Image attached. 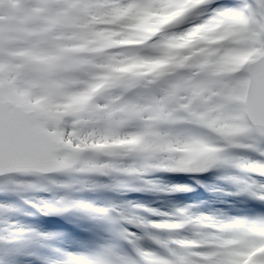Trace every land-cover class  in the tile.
<instances>
[{"label":"rangeland","instance_id":"1","mask_svg":"<svg viewBox=\"0 0 264 264\" xmlns=\"http://www.w3.org/2000/svg\"><path fill=\"white\" fill-rule=\"evenodd\" d=\"M56 2L62 4L63 0H56ZM202 2L203 0H192L191 5L187 8H182L180 5L181 0H167L165 5L159 8L126 9L120 12L104 11L103 9L106 5L101 4L98 5L100 10L95 14H85L78 3H75L70 8L64 7L55 12L45 11L44 15H41V9L39 8L29 13H21L12 5L0 2L1 5H6L11 12L6 18L9 17L8 19H12L15 23L12 28L13 53L20 58L23 73L26 75V78L24 77L20 80L19 77L15 78L16 72L13 70L12 80L14 88L11 93L13 98H11L19 100V103L25 108H32L43 113L45 115V124L43 126L46 130L55 135L57 139L64 143H69L76 149L71 159H66L64 155L58 156L59 161H65L68 165V170L61 172L62 174L60 175L63 182L41 181V184L46 186V190L51 192V201L62 200L66 204L68 199L73 197V194L76 195L80 191H100L103 195L104 192H107L111 197L106 199L104 196L101 198H89L82 205H91L93 208H108L109 206L113 208L115 206L113 209L117 211V214L126 215L130 208L136 206V202L120 200L118 198L119 195L135 188L141 190L150 189L156 194L163 196L161 197L163 204L158 208L160 212L156 213L161 218H150L149 215L154 216L156 214L147 210L143 216L150 220L168 219L170 217L167 213H173L180 209L186 210L188 214L193 216L207 214L217 220L237 218H226L222 212L214 209L204 210L198 208L194 210L189 206L185 207L182 205L181 201L173 202L169 199V190L164 183L155 180L151 182L146 176L155 175L158 170L184 168L185 163L194 159L195 155L212 152L214 157L212 159L213 167L211 168H216L222 172L226 168L233 170V172H224L216 175L217 179L215 180L219 181L212 183L213 188L219 185V188L233 191L238 187H242L244 179H248L249 175H245L247 170L232 164H216L222 155H231L233 146L241 143L249 134L245 124L240 123L238 118V105H229L228 103V96H233L239 101L241 96V86L230 87L229 84L232 79L231 71L236 62L242 57H245L247 61H252L261 53H264V47L256 46V37L248 31L249 20L246 17L235 15L212 19L207 23L194 25L183 35L175 37L199 36V39L187 42L182 41L178 45L179 51L174 54L175 58L172 62L161 67L159 71L141 73L150 78L155 74H161L158 80L170 82L174 92L183 89L191 78L197 75L206 80L207 86H215L224 90L226 93L225 104L230 110L227 118L208 117L202 119L209 121L208 126L214 128V132L218 135L217 138L227 145V150H222L215 146L212 140L207 137L204 139H182L178 134L184 132V129L178 128V124L185 122L188 117L175 111V109L172 110L169 116H163L161 114L162 110L154 107L151 102L150 89L143 88L141 91L144 92L143 99L140 96L141 92H139L136 95H132L123 104L117 103L118 96L115 100L108 101L109 104L113 105L110 111L115 112L114 120L100 121L92 118L80 123L77 129L83 131L86 137L80 138L74 135L76 130H73L72 125L75 121L71 119V108L68 105L58 104L53 108L49 107L43 99H37L40 91L37 85V77L29 74L31 71L27 65L31 50L36 48L38 44L51 48L62 45L63 54L55 60L56 70L53 73V78L61 82L59 87L72 90L90 89L93 94H96L97 83L103 81L104 86L101 89L106 92L116 91L119 95L125 92V89L132 84L136 87H141L145 80L143 78L131 80L127 76L119 79L120 77L114 76V72L122 71L126 66H110L112 62L105 63L104 57L110 55L113 61L123 54L118 52L109 53L106 49L99 48L95 44H86L85 37L90 31V26L94 27L97 32H111L120 36L126 31L137 29L138 14L140 12H149L154 16H159L163 14L164 9L174 7V12L169 14L174 16L171 23L173 24ZM33 18L35 21H33ZM237 25H242L246 29V43L239 39V27ZM142 29L137 32L139 39L142 37ZM41 33L47 34V39L37 41V36ZM30 36L35 38L29 40L30 38L28 39V37ZM171 37L173 36L167 39ZM225 44H231L232 47L222 51ZM260 49H263V52ZM14 69H16L15 66ZM220 74L224 77L222 81L219 78ZM5 77L7 78V76ZM96 98L102 99L98 94ZM141 103L145 105L143 111L149 113L148 116L142 114ZM61 113L63 115H60ZM147 121H150V124L146 123ZM100 128H110L119 133L142 131L144 134L128 135L126 138L112 135L105 136L102 140L98 135L93 138V132H98ZM103 145L111 146L104 147ZM235 170L241 172V174H237ZM141 172L143 173L140 174ZM90 177L92 178L90 179ZM232 177L242 179L236 180L232 179ZM20 180H24V177H21ZM216 183L217 185H215ZM206 184L210 187V184L207 182ZM227 184L231 185V188ZM37 188H32L33 195H37ZM9 190L14 189L9 186L6 188L3 185L0 186V191ZM14 191L20 193V191ZM222 196L220 195L219 197ZM44 202H49V199L40 200V203ZM166 204L176 206L169 208ZM147 208L149 209V207ZM83 209L86 210L88 208L83 207ZM10 212L11 207L0 203V237H4V239H0V264H29L28 261H24L23 257L29 250H33L32 247L34 246H32L30 241L38 239L37 236H34V238L29 237H33L36 232L26 227L17 228L15 223H10L9 218H7ZM135 212L137 214L136 208ZM96 215L100 216L103 214L96 213ZM188 222L187 218L180 216L173 221L164 220L156 223L164 228L178 229L182 223L186 224ZM199 224L205 225V221L200 220ZM193 230L194 228L191 226L182 235L191 237ZM203 230H206V227ZM13 235L24 238L9 239ZM213 235L216 238L205 241V244L216 245L221 249V255L226 253L228 249H236L228 248V245L240 244L239 236L223 240L215 233ZM75 242L79 244V241L76 240ZM183 243L184 246H187L188 240ZM62 247L68 251L67 253L71 252L68 247L64 245ZM71 253L77 256L75 253ZM55 254L58 255L56 258L60 263L69 258L64 255L66 252L60 254L55 252ZM196 255H202L206 260H210L216 253H196ZM27 257L36 259L31 254H27ZM146 258L151 261L155 260L151 254ZM231 264H234V261H231ZM253 264H255V261Z\"/></svg>","mask_w":264,"mask_h":264},{"label":"snow or ice","instance_id":"2","mask_svg":"<svg viewBox=\"0 0 264 264\" xmlns=\"http://www.w3.org/2000/svg\"><path fill=\"white\" fill-rule=\"evenodd\" d=\"M12 5L18 12L29 13L36 9L41 11L55 12L64 7H72L78 3L81 10L85 14H95L100 9L98 5H106L103 9L108 12H120L121 10L134 9L141 10L146 8H159L165 5L167 0H63L62 4H58L56 0H0ZM0 11V16H3ZM242 15L249 20L248 31L256 37V46L264 47V0H242L236 7H229L218 3L217 0H203L196 8L192 9L185 16L179 18L173 24L168 26V30L157 34L146 42L144 47L154 51L159 50L162 41L170 36L183 35L189 31L194 25L207 23L209 20L217 18L232 17ZM90 31H95L90 26ZM47 39V34L41 33L37 36V41ZM232 47L231 44H225L222 51ZM63 54V46L56 48L44 47L38 44L36 48L30 52L27 65L32 73L37 77V85L40 89L37 99H43L49 107H55L58 104H66L71 108V119L76 124L83 123L85 120L95 118L100 121H111L115 119V112L110 111L113 105L109 104V100H115L118 96L116 91L106 92L103 89H97V93H88L83 89L72 90L59 87L60 81L53 78L56 70L55 60ZM138 54L145 59L151 58L144 53H124V55ZM105 63H111L112 57L107 55L104 57ZM161 74H155L148 77L145 74H136L127 76L131 80L143 78L145 83L141 85L143 89H150L151 102L154 107L162 110L161 114L165 117L169 116L173 109L182 113L188 119L185 124L188 125L184 129L185 133H189L188 138L204 139L207 133L214 132V128L209 127V121L202 118H227L230 114L228 106L225 104L226 93L215 86H207L206 80L200 75L192 77L183 89L174 92L172 84L168 81L158 80ZM120 77L119 79H123ZM251 82L252 95L248 104L241 103L233 96H228V103L238 105L239 108L246 112L249 123L252 125L249 130L248 137L241 143L233 146L231 155H222L218 163L232 164L238 168L264 175V159H253L247 155L241 154L238 150H250L264 157V61L257 62L252 65H246L238 73L234 74L229 82L230 87H240L245 82ZM97 94L102 99H97ZM141 98L144 92L140 93ZM145 105L141 103L140 109L144 116L149 113L143 111ZM60 115H63L61 113ZM146 123L150 124V121ZM76 124L73 128H76ZM67 127V125H66ZM155 130V129H153ZM142 131L133 133H119L110 128H100L98 132H93V138L97 135L102 140L105 136L119 135L126 138L128 135H143ZM74 135L80 138H86L83 131L76 129ZM50 142L46 139L38 137L31 128V125L21 117H13L6 114L0 109V177H4L0 181V185L5 188L8 186H16L14 190L20 191L24 187H34V184L19 181L12 175L21 172L28 173L26 170L5 167L2 163L5 160L12 161L22 159L29 155H41L49 147ZM206 167H213L212 164ZM141 172L140 174H142ZM232 179H242L232 177ZM151 183V182H149ZM256 189H261L256 191ZM175 190V189H172ZM264 199V183H261L255 177L249 176L244 179L242 189ZM78 203V202H74ZM73 203H66L63 207H71ZM90 209L94 214L110 215L108 208H93L91 205H79ZM47 209L52 211H61L62 207H56L52 204L46 205ZM143 207L140 205L133 206L128 210L127 215H121L119 218L112 217L119 223L117 229L118 235L127 241L131 250H121L117 244L105 245L102 250L88 255L74 256L69 254V258L62 264H149L147 256L149 254L165 256L172 264H188L184 251V241L192 238L181 234V230L188 226L194 229L206 230L201 233L205 239H215V233L223 240L232 239L239 236L240 247L236 249H228L223 255L216 254L217 259L212 260L210 264H231V257L244 254L254 248L264 245V215L254 219L234 218L231 220H217L210 215L201 214L193 216L186 210L180 209L173 213H167L170 217L163 220H150L145 216L138 215L135 208ZM115 208V206H113ZM158 209L149 208L148 212L156 214ZM183 216L188 219V223L178 229L158 227L156 222L169 220L173 221ZM120 220L126 221L127 225H134L143 231L137 232ZM205 221V225L199 224V221ZM163 230V231H160ZM43 235L34 233V236ZM22 236H10L9 239H22ZM151 239L156 247L147 248L142 241ZM4 239V237H0ZM216 245L203 244L197 247L194 252L200 254H211L212 249ZM198 264H204L202 255ZM255 264H264V250L258 252L253 257Z\"/></svg>","mask_w":264,"mask_h":264},{"label":"clouds","instance_id":"3","mask_svg":"<svg viewBox=\"0 0 264 264\" xmlns=\"http://www.w3.org/2000/svg\"><path fill=\"white\" fill-rule=\"evenodd\" d=\"M174 12V7H169L164 9L163 14L159 16H154L149 12H140L138 14L139 18L137 20V29L126 31L120 36H117L111 32H97L89 31L88 35L85 37L86 44H95L97 47L106 49L109 53H122L123 55L116 60L112 61L110 66H126L122 71L114 72L113 75L116 77L132 76L136 74H141L145 72L159 71L161 67L166 66L172 62L175 58L174 54L179 51L178 45L183 41L187 42L194 39H199V36H183V37H171L170 39L164 40L158 51L148 49L144 47L147 41L155 37L159 33H163L168 30V26L171 25L174 16H170V13ZM242 25H237L241 27ZM150 27L153 29V34L148 38V40H141L137 36L139 29ZM142 52L146 56L151 58L145 59L141 55L131 54L124 55V53H139ZM178 135L182 139L189 137V133L180 132ZM104 147H109L111 145H103ZM193 166L197 171L206 170L199 159L193 161ZM204 232L203 229H194L192 238L188 240L187 246H185L184 251L188 264H198L201 261V257L197 256L194 250L205 244V239L201 233ZM233 238H236L234 236ZM240 244L228 245V248H239ZM212 251L216 254H221V249L217 246L213 247ZM217 259V255H213L210 260L203 258L204 264H210L212 260ZM246 259L245 256L238 255L231 257V261L240 264V262Z\"/></svg>","mask_w":264,"mask_h":264},{"label":"water","instance_id":"4","mask_svg":"<svg viewBox=\"0 0 264 264\" xmlns=\"http://www.w3.org/2000/svg\"><path fill=\"white\" fill-rule=\"evenodd\" d=\"M264 61V57L261 60H257L249 65L255 64L257 62ZM252 95L251 82H248V86L245 92L244 104L250 102V97ZM0 109H2L6 114L13 117H21L26 122L31 125L34 133L43 139H46L50 142L47 150L41 155H29L25 156L22 159L8 161L5 160L2 163L5 167H11L15 169L26 170L27 172H39L45 175H51L63 168V164H60L56 160V155L61 153H66L69 157L71 156V149L69 146L63 145L60 141L56 140L54 136L49 135L45 130L36 126V123L40 121L43 116L36 114L34 111H25L21 107L16 106L5 99L0 98ZM261 122H264L262 120ZM205 157V156H204ZM200 157L199 160H203V167L207 163V159L210 156ZM193 169H190V171Z\"/></svg>","mask_w":264,"mask_h":264}]
</instances>
